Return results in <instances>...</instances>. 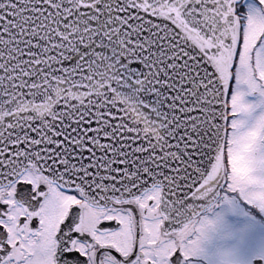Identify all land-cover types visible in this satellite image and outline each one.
<instances>
[{
    "label": "snow or ice",
    "instance_id": "snow-or-ice-1",
    "mask_svg": "<svg viewBox=\"0 0 264 264\" xmlns=\"http://www.w3.org/2000/svg\"><path fill=\"white\" fill-rule=\"evenodd\" d=\"M0 264H264V0H0Z\"/></svg>",
    "mask_w": 264,
    "mask_h": 264
}]
</instances>
